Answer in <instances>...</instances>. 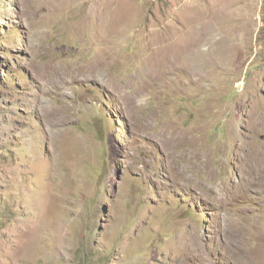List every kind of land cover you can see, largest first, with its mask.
I'll use <instances>...</instances> for the list:
<instances>
[{
  "label": "rangeland",
  "instance_id": "1",
  "mask_svg": "<svg viewBox=\"0 0 264 264\" xmlns=\"http://www.w3.org/2000/svg\"><path fill=\"white\" fill-rule=\"evenodd\" d=\"M0 264H264V0H0Z\"/></svg>",
  "mask_w": 264,
  "mask_h": 264
}]
</instances>
